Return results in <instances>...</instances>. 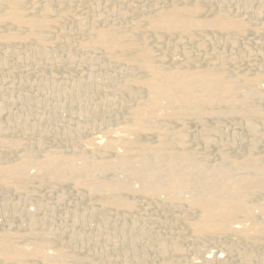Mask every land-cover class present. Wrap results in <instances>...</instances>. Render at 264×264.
<instances>
[{
    "label": "bare ground",
    "instance_id": "1",
    "mask_svg": "<svg viewBox=\"0 0 264 264\" xmlns=\"http://www.w3.org/2000/svg\"><path fill=\"white\" fill-rule=\"evenodd\" d=\"M77 1L79 5L76 0H56V4L0 0V67L9 58L19 61L22 55L31 56L35 65L41 59L47 64L62 59L73 63L83 60L74 50L100 49L124 73L120 79L106 77L109 91L127 98L115 104L123 110V119L114 127L110 117L99 139H73L67 148H46L40 137L35 146L41 156L37 157L33 146L24 145V137L9 134H25L36 126L21 117L14 122L0 118V182L6 191L0 207L10 210V193L25 202L33 200L41 187L51 191L68 182L77 192L83 189L99 201L97 207L89 204L84 213H75L74 220L86 224L92 219L100 226L87 234L73 233V225L66 224L56 230L51 224L53 208L39 202L24 212L13 206L19 224L0 222V264H108L110 257L104 252L80 250L91 244L138 261L155 256L154 264H230V256H235L231 264H264V124H257L258 118H264V102L256 104L264 100V70L257 62L260 50L242 52L239 41L240 36L257 34L259 27H251L245 17L230 10V0H159L137 12L129 0H93L95 5ZM117 4L130 9L120 6L113 11ZM213 4L217 8L205 15V6L210 9ZM208 31L222 35V43L237 53L208 52L207 45L217 44ZM198 32L208 35L198 38ZM161 34L176 37L175 43L170 45L172 39L167 42ZM171 51L175 54L169 56ZM98 63L93 60L91 65ZM256 69L252 75L245 72ZM4 77L2 69L0 78ZM3 108L0 103V112ZM211 116L217 117V124L226 116L243 119L234 122L248 133L238 143L246 145L245 155L235 157L222 147L218 159L210 163L207 150L188 144L189 122L200 130L205 148L216 141L219 125L209 124ZM231 140L227 146H232ZM258 146L263 151H257ZM10 151L17 152V159L2 162ZM135 194L158 201V213L171 210L184 224L163 229H144L131 220L128 224L137 208ZM257 194L262 201L252 202ZM58 196L62 200L63 193ZM112 217L123 222L110 224ZM65 235L69 241L62 242ZM206 237L217 240L218 249L201 260L190 259L188 248L195 253L196 240ZM229 237L234 241L227 247Z\"/></svg>",
    "mask_w": 264,
    "mask_h": 264
},
{
    "label": "rangeland",
    "instance_id": "2",
    "mask_svg": "<svg viewBox=\"0 0 264 264\" xmlns=\"http://www.w3.org/2000/svg\"><path fill=\"white\" fill-rule=\"evenodd\" d=\"M52 1L56 4V0H52ZM82 1H85L87 4L95 5L93 0H82ZM129 1H131L133 4L132 5L133 8L131 9H133L134 12H137L136 11L137 8L149 9L148 7H151L153 3L158 2L159 0H129ZM160 1H163V0H160ZM77 2L78 1L76 0V3L75 2L74 3L76 5H79L80 3L78 2L79 3L78 4ZM120 6H124V8H129V6H126V4L125 5L117 4L113 6L112 8L113 11L114 9L115 10L118 9V7ZM134 7L136 9H134ZM227 7L230 10H233L235 14H239L242 17H245L249 21V24L251 27H259V31L257 32V34L251 33V34L245 35L244 37L243 36L239 37V41L241 40L240 44L242 45L240 47L241 48L240 50L242 52H244L247 48H257L258 50H260L261 55L257 57V62L260 66V69L262 68L264 70V67H263L264 66V56H262L263 55L262 51L264 52V0H248V1L247 0H230L229 2H227ZM208 8H209V5H206L205 15L211 14L217 8V5L213 4L212 6H210V9ZM79 10L80 9L77 8V11ZM138 10L140 11V9ZM210 32H212L211 38L216 39L215 41L217 42V44L214 43L213 47L211 45L209 46L207 45L208 47L206 46V50L208 52L211 51L212 53H215V52L220 53L223 50V53H227V52L231 53V51H233L234 53L235 52L237 53L238 50L236 49L233 50L229 46H227L226 43L225 44L222 43L223 42L222 35H219L216 32L213 33V31H208L207 33L209 34V36H211ZM207 33L198 32L197 34L199 35L198 36L196 35V36L198 38H201L204 35H208ZM160 36H162L163 39L166 37L167 39L165 38L166 39V40L164 39L165 41H167L168 39L173 40V38L174 40L176 39V37H168L165 34L164 35L161 34ZM152 37L153 38L151 39L152 41L151 44L154 45L155 36H152ZM172 40L171 42H169V40L167 42H169L170 45H173L176 40L175 41L173 40L174 42H172ZM256 45L260 46V48H258ZM99 50L100 49H98L97 51L74 50V53L76 54V56L77 57L82 56L83 60L73 62V63H69L66 60L62 59L59 63L47 64L45 63L44 59H41L40 60L41 63L39 65H35V62L31 61L32 59L31 56L26 58L24 55H22L21 59L24 58L22 61L21 59L19 61H14L12 58H9L7 62L5 63V65H2L0 67V70L2 69L5 70V77L0 78V103L4 107L2 111L0 112V118H3V119L10 118L12 119L13 122L16 119L22 118L21 119L22 121H28V122L30 121V123L36 126L34 128L35 130L28 131L25 134H23L22 132H12V131L9 132L10 135L15 136L16 134V136L18 135L20 137H24L25 138L24 145L33 146L35 150L33 153L35 156L37 157L41 156V152L38 150V147L35 146L37 145V141L40 137L45 139V141L43 140V144L46 148H55V147H59V148L66 147L67 148V146L71 143V141H73V139L74 140L78 139L81 141L87 138H91V137L99 139L98 137H100V135L103 134L105 130V127H104L105 123H109L107 122V119H109L110 117H111L110 124H112L111 126L116 127L120 125L119 122L120 120L123 119V110L119 108L120 105L118 104L124 103L127 100V98L119 97L113 92L111 93L109 91L108 86H106L108 83L106 82V77L107 75L108 76L115 75L117 78L120 79L121 77L124 76V73L120 70L118 72V68L119 66L121 67V65H119L118 63L110 64L111 57H109L108 55L104 54L103 52ZM60 52L64 54L66 50L60 51ZM174 54L175 53H172V51L170 55L168 53L169 56H172ZM179 57H182V56L179 55ZM93 60H97L98 62H101V64L98 63V64L91 65ZM105 63H107V65ZM116 64L118 65L116 66ZM34 67H36V69H33ZM232 70L233 69H231V71ZM255 71H257V69L249 70V71L245 70V72L250 73V74L251 73L254 74ZM8 72H10V74ZM95 83L97 85H95ZM76 95H78L79 97ZM38 97L39 99H36ZM33 101L35 103H33ZM28 102H31V103H28ZM263 102L264 100H262L261 102L257 100L256 104L262 105ZM116 103L118 104L115 105ZM25 104L29 105L28 109L23 108V105ZM41 105L43 107H41ZM31 109H33V111ZM98 109L100 111L98 112V114H96L95 111ZM108 112H109V115H107ZM15 117L17 118L14 119ZM18 117H21V118H18ZM213 117L216 118L217 121ZM239 118L240 117H237V116L236 117L234 116L233 117L232 116L222 117L219 119V120L221 119L222 120L219 121V123L217 124L216 123L218 122L217 117L211 116L209 124L211 125V123H213L214 125L215 123L216 126L219 125L218 126L219 129L217 131L218 133L216 132V134H218L216 137L218 141L216 139V141L213 144H211L210 147L207 146V148H205L204 144L200 143L202 142L201 135L199 133L200 130L197 127H195L196 124H194L193 122L191 123L189 122L188 126L191 132H189V135H188V140H189L188 144L189 145L191 144L190 146H194V147L197 146L198 150L200 151L207 150L210 163H213L218 159L220 148L222 147L224 148V151L227 152L228 150L235 157H241L245 155L248 151L246 145L240 146L239 144H241V142H243L245 138H248L249 136L247 135L248 133L245 130H243V128H241L240 126L238 127L235 124L234 121H237V122L243 121L242 118L240 119ZM229 119L230 120L232 119L233 121L232 120L230 121ZM261 120H264V118L257 119L258 125L262 123L264 124V121H261ZM117 122L118 124H116ZM69 128H71L70 129L71 135L67 134V130ZM77 133L80 134L81 137ZM67 135L68 136L70 135V136L68 137ZM263 137H264V134H263ZM228 139L229 141L231 140V142L233 143L232 146H229V145L227 146ZM237 145L239 148L241 147H244V148L238 149ZM262 149H263L262 146L261 147L258 146L256 150L263 151ZM16 154L17 152H12V151L7 152L3 156L1 161L2 162H8L11 160L14 161L18 157ZM31 171L34 172L35 169L32 168ZM0 186H1V182H0ZM71 188H73L74 190ZM0 189H1L0 190L1 192L0 201H1L5 197L6 191L4 192V189L2 190V186L0 187ZM76 190L77 188H75L73 184L68 183V182L61 186L56 185L55 188L51 191H49L47 186H45L39 189V191L37 192L38 195L33 200H29V201L26 200L27 202L26 201L23 202L24 200H20L15 194L10 193V199H9L10 200L9 201L10 210L7 211L4 208L0 207V222H2L3 225H18L19 215L14 213V211H12L13 210L12 207L13 206L16 207L17 205H19L21 209L24 212H26V210L30 208L31 209L35 208L36 205L40 202L44 206H46L48 209L53 208L55 210L54 211L55 216L54 215H53L54 217L52 216L53 220L50 219L47 222L50 224V222L53 221V223L51 224L54 225L53 227L56 230L60 229L59 228L60 225L66 224V225H73V229H72L73 233H84V234L94 233L97 229H99V227H97V226H100L99 222H97L96 220L89 219L88 223L81 224L77 222V219L74 220V215L75 213L79 215L81 214V212L84 213L86 208L89 207V204L95 203L94 206L97 207L99 204V201L96 197L90 198L89 197L90 195L86 194V192L83 189L78 192ZM3 192L5 193V195ZM61 192L63 193V198L62 200H58L57 196ZM79 193H81V195H79ZM39 195H40V199H39ZM134 198H136L135 200L137 201H135ZM134 198L133 200L137 202L136 203L137 208L135 207L136 210L132 211L133 213L131 212L130 217L127 220L128 224H130L131 221H134L136 225L138 226L140 225L139 227L144 228V229H148V227L149 229L150 228L151 229H157V228L163 229V228L177 227L179 225L184 224L182 223L183 221L175 219V216H173V213L171 212V210H169L168 212L166 211L164 213H158L157 211L158 201L154 199H150L142 195H139V194H135ZM262 198L263 196L261 194H257V196L255 195L251 197V201L260 202L262 201L261 200ZM20 202H23V203H20ZM65 207L68 209L67 214L64 213ZM72 211L74 213H72ZM152 212L153 214H151ZM6 215L9 216L10 220L7 219ZM122 222L123 221L121 220V218L112 217L110 219V224L111 223L120 224ZM81 225H88V226L81 227ZM206 238L205 240H202L204 238L196 240L197 241L196 246H198V248L200 249L195 248V250L196 251L199 250L201 252L198 251L197 253L195 251L194 253L193 247H189L188 248L189 250L187 249L188 250L187 255L190 259H193L196 261L201 260L202 255H207L208 252H209L208 255H212L211 253H213L214 249L215 248L216 250L218 249L219 242L217 240L210 238V237H206ZM229 238L230 239H227L228 241L227 244L229 243L228 244L229 246L227 245V247H230V244L234 241L233 237L232 238L229 237ZM67 241H69L68 236L67 235L63 236L62 242H67ZM214 242L218 244L216 245ZM91 245L84 246L80 250L87 251L91 254L97 253L98 251L99 252L102 251L106 255H108V257H110L108 264H126L125 262H127V264H154L156 262L155 256L150 257L148 259H143L142 261L141 260L138 261V260L133 259L130 255L129 256H123V255H117V254L115 255L108 247L106 249H100V247L97 248L98 247L97 245H94V244L92 246ZM204 246H205V249H204ZM228 249L229 248H227V252H228ZM210 250L211 251L213 250V251L211 252ZM221 253L224 254V252H221ZM129 257L131 259H129ZM234 257L235 256H230V259L233 258L230 261L231 263L232 261H234L235 259Z\"/></svg>",
    "mask_w": 264,
    "mask_h": 264
}]
</instances>
